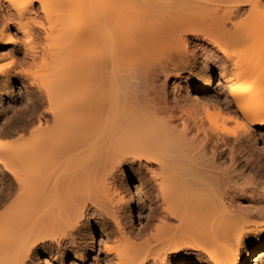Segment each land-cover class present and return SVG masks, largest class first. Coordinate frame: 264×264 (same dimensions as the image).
Wrapping results in <instances>:
<instances>
[{
    "label": "bare ground",
    "instance_id": "bare-ground-1",
    "mask_svg": "<svg viewBox=\"0 0 264 264\" xmlns=\"http://www.w3.org/2000/svg\"><path fill=\"white\" fill-rule=\"evenodd\" d=\"M14 29L44 90L0 132V264L70 250L110 208L115 264L264 261V168L248 149L264 133V0H0V50ZM216 71L225 100L194 99ZM133 171L146 240L123 226Z\"/></svg>",
    "mask_w": 264,
    "mask_h": 264
},
{
    "label": "rangeland",
    "instance_id": "rangeland-1",
    "mask_svg": "<svg viewBox=\"0 0 264 264\" xmlns=\"http://www.w3.org/2000/svg\"><path fill=\"white\" fill-rule=\"evenodd\" d=\"M246 7L248 8V6ZM247 8H245V11L241 13V15L243 14L242 18L246 16L245 12L248 13V11H246ZM241 15L240 19L242 20ZM13 35L15 37V44H10L9 46H6L0 50V55L5 58L4 62L2 63L5 69H11L9 71L17 74L15 79L9 85H3V83H0V132L3 130H9L8 128L12 127V125L14 126L17 124H23L25 120H29V117L31 115V113L29 112L34 107H38L41 105L38 95L39 91L43 89V86L38 80H34L36 79V75L41 74L38 72L40 70V64L38 63L39 61H34L32 53L25 42L24 36L18 33L16 29L13 30ZM43 43L44 42L42 40H39L37 42L38 47H42ZM195 84L196 89L192 91L194 99H197L203 103H206L208 101L213 102L214 100V102H217V98H219V101L222 100V102L223 100H225L224 94H226L227 92L225 90L226 86L222 85L225 83L221 80L218 71H216L215 77L209 89H203V84ZM40 86L41 88H39ZM180 97H182V95H180ZM256 135L257 139L254 141L252 147H249L248 149L250 150V155L254 163V167L264 168V133L263 135L262 133H257ZM13 140L15 141L16 137H13L9 141L13 142ZM229 157V155L228 157L227 155L223 157V160L224 158L226 159L224 161L222 160L224 164L222 162H219L222 163L221 165L218 163L219 166H222V169L231 168L229 165H232V163L228 160ZM224 165L227 167H224ZM138 177L141 178V175L138 174V172L133 171L131 175L132 179L129 184V189L133 194L136 203L134 217L133 220L126 219L127 222L124 223L123 226H126L128 230L134 232H142L141 234H143L142 236L146 240L149 238V234L151 236V232H154V225L152 222L153 220L149 215L151 211L150 209L152 208L150 205V201L146 200L143 195L135 192V187L139 185ZM106 210H108V208H106ZM110 210L112 209L110 208ZM110 210L105 211V219L107 220L105 221L106 223H94L90 227L82 228L81 231L75 234L76 238L74 237V242L76 243H73V246L70 249L71 251L67 250L66 252H63L58 251V249L54 251L47 250L46 252L41 254L36 261H34L35 263L30 262L29 264H115L112 260L108 259V250L110 247H112V244L115 245L117 243V240L119 239L118 236L120 235L117 234V232H119L117 231L119 230V227H116V223H114L115 221L113 220V210ZM151 223L153 225H151L153 229L150 228L151 226L149 227V224ZM150 229H152V231H150ZM115 234L117 238L114 237ZM144 238H142V240ZM114 239H117L114 241L115 243L113 242ZM60 253H62V256ZM185 264L200 263L197 261L195 262V260L191 258L187 260V263ZM251 264H264V261L259 258L258 254L255 253L253 254Z\"/></svg>",
    "mask_w": 264,
    "mask_h": 264
},
{
    "label": "snow or ice",
    "instance_id": "snow-or-ice-1",
    "mask_svg": "<svg viewBox=\"0 0 264 264\" xmlns=\"http://www.w3.org/2000/svg\"><path fill=\"white\" fill-rule=\"evenodd\" d=\"M0 67H2V66H0Z\"/></svg>",
    "mask_w": 264,
    "mask_h": 264
}]
</instances>
